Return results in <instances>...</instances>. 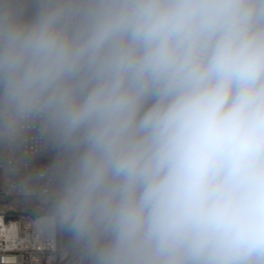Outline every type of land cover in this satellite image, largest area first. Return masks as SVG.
<instances>
[{
  "label": "clouds",
  "instance_id": "1",
  "mask_svg": "<svg viewBox=\"0 0 264 264\" xmlns=\"http://www.w3.org/2000/svg\"><path fill=\"white\" fill-rule=\"evenodd\" d=\"M34 145L88 264H264V0H0V153Z\"/></svg>",
  "mask_w": 264,
  "mask_h": 264
},
{
  "label": "built area",
  "instance_id": "2",
  "mask_svg": "<svg viewBox=\"0 0 264 264\" xmlns=\"http://www.w3.org/2000/svg\"><path fill=\"white\" fill-rule=\"evenodd\" d=\"M33 149L35 155L28 165L21 164L18 156L6 154L0 164V196L29 197L43 207L50 205L54 182L37 174L47 164L49 154L38 145ZM49 216L0 213V264H72L80 249L65 246L64 229L50 222Z\"/></svg>",
  "mask_w": 264,
  "mask_h": 264
},
{
  "label": "rangeland",
  "instance_id": "3",
  "mask_svg": "<svg viewBox=\"0 0 264 264\" xmlns=\"http://www.w3.org/2000/svg\"><path fill=\"white\" fill-rule=\"evenodd\" d=\"M6 154L0 153V164L5 161ZM18 212L30 213L34 216L50 213V205L39 207L36 202L29 197H5L0 196V213L12 215ZM64 244L68 248H74L77 244L64 230ZM82 264H88L87 257L83 256Z\"/></svg>",
  "mask_w": 264,
  "mask_h": 264
},
{
  "label": "bare ground",
  "instance_id": "4",
  "mask_svg": "<svg viewBox=\"0 0 264 264\" xmlns=\"http://www.w3.org/2000/svg\"><path fill=\"white\" fill-rule=\"evenodd\" d=\"M77 248L80 249V251L78 250L79 252L73 258L72 264H82V262H83L84 252L82 251V249L78 245H77Z\"/></svg>",
  "mask_w": 264,
  "mask_h": 264
}]
</instances>
